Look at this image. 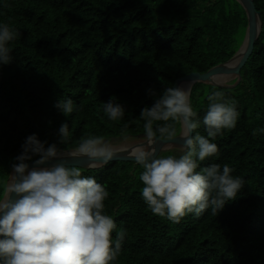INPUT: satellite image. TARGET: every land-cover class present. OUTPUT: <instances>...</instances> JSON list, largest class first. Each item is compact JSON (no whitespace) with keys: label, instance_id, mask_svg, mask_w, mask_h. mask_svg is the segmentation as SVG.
<instances>
[{"label":"trees","instance_id":"1","mask_svg":"<svg viewBox=\"0 0 264 264\" xmlns=\"http://www.w3.org/2000/svg\"><path fill=\"white\" fill-rule=\"evenodd\" d=\"M253 2L263 24L240 82L191 89L201 121L213 91L237 102L236 127L212 141L218 152L200 167L227 164L244 188L219 213L209 209L173 223L153 215L144 202L136 163L80 169L109 192L105 213L117 225L113 238L126 230L114 264H264V0ZM0 23L18 33L9 43L13 61L0 66L3 181L32 134L62 151L89 135L112 142L144 135L139 115L155 100L148 90L159 94L179 78L226 63L248 25L236 0H0ZM113 96L126 109L122 120L110 121L103 112ZM60 97L74 102L68 117L55 107ZM63 122L70 136L61 145ZM197 133L206 135L202 123Z\"/></svg>","mask_w":264,"mask_h":264},{"label":"clouds","instance_id":"2","mask_svg":"<svg viewBox=\"0 0 264 264\" xmlns=\"http://www.w3.org/2000/svg\"><path fill=\"white\" fill-rule=\"evenodd\" d=\"M17 36L15 29L0 23V66L13 61L9 43ZM148 94L155 100L139 115L144 122L143 142L129 146V156L142 169L144 202L153 215L173 223L209 209L219 213L238 197L245 181L234 176L227 164L200 167V162L217 154L212 141L218 135L236 127L237 102L227 99L223 91H213L201 121L193 110L190 91L183 86L166 87L159 94L149 89ZM55 107L66 117L76 110L70 97L58 98ZM103 112L108 120L117 121L126 109L113 96L103 103ZM201 123L206 135H193ZM176 125L184 140L181 154L158 155L153 146L159 139L175 137ZM58 136L61 145L68 142V122L60 125ZM21 147L8 179L0 180V264H114L126 230L113 238L117 225L105 213L109 196L105 186L63 162L42 167L62 159L56 143L47 145L32 134ZM72 152L96 167V162L107 165L112 161L117 149L112 141L89 135L81 137Z\"/></svg>","mask_w":264,"mask_h":264},{"label":"water","instance_id":"3","mask_svg":"<svg viewBox=\"0 0 264 264\" xmlns=\"http://www.w3.org/2000/svg\"><path fill=\"white\" fill-rule=\"evenodd\" d=\"M236 1L244 9L247 16L248 25L245 31V36L242 41V44L240 45L239 49L236 51L234 56L226 63L215 66L204 74L190 73L187 76L177 79L173 87L186 86L189 88V91L191 93V89L195 84L211 85L221 88H232L240 82L241 80L240 71L245 66L248 59L253 53L254 44L259 38L263 23H262L261 15L259 12H257L253 0H236ZM228 76H231V79L235 80L233 85H226L215 82V80L219 77L223 78ZM129 138H140L141 140H143L144 135H139ZM183 144H184V140L182 138L181 129H180V133L175 138L159 139L153 147L155 148L156 151L167 150V149L179 150L182 149ZM59 162L66 163L70 166H74L79 169H100L103 166H105L101 162H96L97 166L92 167L90 165L93 162L90 161L88 158L76 156L73 154L72 150H66V151H62L61 160L50 161L49 163L43 165L42 167H51L52 165ZM112 162L135 163L134 159H132L129 156V151L117 152L116 157L109 163ZM30 167H35V165L31 164L30 162Z\"/></svg>","mask_w":264,"mask_h":264},{"label":"rangeland","instance_id":"4","mask_svg":"<svg viewBox=\"0 0 264 264\" xmlns=\"http://www.w3.org/2000/svg\"><path fill=\"white\" fill-rule=\"evenodd\" d=\"M222 81H223L222 84H226V85H233V82H235V80L231 79V76L229 78L225 79V80L223 79ZM129 139H132V141H142L140 138H127V139H124L122 141L113 142V144L117 148V147L122 146ZM180 150L181 149H179V150H177V149H167V150H157L156 152L157 153H160V155H163V153H165V152H173L174 155L179 156L181 154V151ZM163 156H167V155H163Z\"/></svg>","mask_w":264,"mask_h":264},{"label":"bare ground","instance_id":"5","mask_svg":"<svg viewBox=\"0 0 264 264\" xmlns=\"http://www.w3.org/2000/svg\"><path fill=\"white\" fill-rule=\"evenodd\" d=\"M232 67V66H231ZM230 67V68H231ZM230 76H228V77H223V78H217L216 80H215V82L216 83H223V79L225 80V79H227V78H229ZM184 88H186V89H188L189 90V88L188 87H186V86H183ZM141 142H143V140L142 141H132V139H129L128 141H126L122 146H120V147H117L116 149H117V152H124V151H129L130 150V148H129V146H131V145H136V144H139V143H141Z\"/></svg>","mask_w":264,"mask_h":264}]
</instances>
